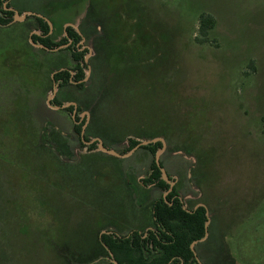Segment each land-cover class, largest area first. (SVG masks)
I'll list each match as a JSON object with an SVG mask.
<instances>
[{
	"label": "rangeland",
	"instance_id": "obj_1",
	"mask_svg": "<svg viewBox=\"0 0 264 264\" xmlns=\"http://www.w3.org/2000/svg\"><path fill=\"white\" fill-rule=\"evenodd\" d=\"M106 1L122 4L126 24L117 48H111L122 52L98 62V77L86 94L92 100L82 109L90 112L89 123L96 115L94 126L109 139L106 146L120 153L133 148L131 138L151 139L155 134L148 132H161L157 137L167 146L160 159L177 178L178 194L183 200L191 196L187 207L201 202L209 210V234L195 245L201 264H264V0ZM90 3L16 0L14 5L42 14L48 9L57 44L66 24L82 22ZM204 12L216 24L209 42L199 43ZM37 27L28 17L0 29V264H66L62 255L71 252L74 259H90L100 251L96 236L106 230H147L153 202L167 190L143 181L151 176L159 146L155 153L139 147L129 157L111 158L96 142H78L73 109L48 106L54 67L75 69L76 60L72 49L57 56L33 46L30 32ZM96 37L95 32L79 43L85 45V71L86 56L91 66L88 85L98 56ZM115 66L126 77L100 101L97 96L110 83L106 71ZM83 121L76 123L81 129ZM47 122L48 131L57 129L65 142L60 163H36L25 153L32 146L30 133L38 144ZM95 137L102 138L89 134L90 140ZM128 183L137 187L134 195L144 208ZM145 214L149 225L142 223ZM110 222L118 225L105 228Z\"/></svg>",
	"mask_w": 264,
	"mask_h": 264
},
{
	"label": "trees",
	"instance_id": "obj_2",
	"mask_svg": "<svg viewBox=\"0 0 264 264\" xmlns=\"http://www.w3.org/2000/svg\"><path fill=\"white\" fill-rule=\"evenodd\" d=\"M121 5V3L115 4V2L111 3L106 0H91L87 14L80 24V28L86 38H90L95 32L98 35L94 42V46L97 50L98 56L93 59V65L95 70L93 71L92 83L88 85V82L82 81L74 85L69 81L71 74L69 70H61L57 72L55 74L54 79H62V81L59 86L60 92L56 97L55 103L62 104L60 98H65L67 99V101H76L79 104V110H81L83 106L88 109V105H85V101H91L92 99L88 98L86 94L89 92L91 86L98 77V62L104 58L106 59V61L108 58H112L114 51L111 48H117V46H114V44L115 42H117L121 30L126 24L125 19L120 15L121 10H123V6ZM125 10L127 11V8ZM12 14V11L6 10L3 7V1L0 0V24L8 23L11 17L7 18L4 16H11ZM44 15L49 18H52L48 9L44 12ZM35 18L39 23L38 29H40L42 33L41 35L33 34V40L35 42L42 43L48 47L57 46L59 43L54 44L52 41V36L47 35L50 31L49 23L42 17ZM215 24L216 19L212 14L207 12L202 13L199 16L200 36H197L196 40L199 43L209 42L210 31L215 27ZM2 28L3 26H0V29ZM67 31L71 38H74L75 40H80V34L73 27H67ZM66 40L67 39L64 37L61 40V43L66 42ZM28 44L30 45V43ZM70 48L71 47L65 48L58 52H49L43 48H38V50L45 53H54L57 56H60L64 51L70 50ZM121 52L122 50L118 49L117 51H115L114 54L119 55ZM73 57L77 61V64L74 69V80L79 81L81 79H84L85 76L84 65H82L81 63L83 60V52L76 48L75 50H73ZM54 68L56 70L60 69L59 67ZM108 72L109 71L107 70L106 76H110V83L108 82L109 85L106 86L105 90L100 92L97 96L98 98L100 97V101H104L102 99L105 96L106 92L110 90V88H113L116 83L123 81V78L126 77L124 75L125 73L118 74L116 66L115 69H112V71H110L111 73ZM102 77H105V74H102ZM66 93H68V96L64 97V94ZM72 108L73 106L70 107V109ZM96 120L97 116L94 115L92 118V122H90L87 126L85 139H89V134L93 133L94 135L101 136L102 139L105 140L104 142L106 143V141L109 139L104 138L101 132L95 128L94 125L96 124ZM49 124L50 123L47 122L46 126H44V132L41 133L39 137V142L36 145H33V142H37L36 137L33 136L35 134H33L34 132L30 133V140L32 139V146H27V150L25 151V153L28 154L29 151L30 154H33L36 163L37 161L42 159H45V162L47 161V159L55 161L56 163L61 162L60 155L64 153L63 147H65V142H63V140L57 137L58 133L61 134L59 131H57V129H53L51 132L48 131ZM74 126L75 130L79 133L77 140L81 145H83V140L80 135V125H77L75 122ZM148 133L149 135L155 134L153 137H157V135H159L161 132ZM138 142V140H135L133 138L130 139L132 147L136 146ZM47 143H50V146ZM161 145V142H157L143 146L141 148L149 149L153 153H155L157 150V146L161 147ZM37 148H39L40 153L37 151ZM187 151L190 152V150ZM37 154L39 156H37ZM14 156L17 157L16 152ZM109 157L117 158L111 155H109ZM19 161L21 162V158L19 159ZM151 170V176L147 179H143V181L145 183H156V186L167 189L169 185L161 177V170L156 164L155 160L151 164ZM192 171L195 172L196 169H193ZM128 190L130 191L129 193L132 195V197L135 193L138 192L137 187H131L129 183ZM175 194L176 190L169 194L167 201L161 195L153 202V222L151 225L153 226V228H151L150 230L140 232V230L136 228H130V230L132 231V233L130 234H123L121 232H119V234H116L115 232L103 233L101 237L96 236L97 243L100 248L98 255H94L92 258L86 260L82 258H76V260L74 259V256H71V254H73V252H71L70 254H63L62 259L65 261L66 264H68L67 260L71 261V264H74V260L77 261L76 264H81L83 262H85L86 264H105L106 259H104L105 255L103 254L109 255L108 250H110L119 264H176L182 262L185 264H193L194 262L197 263L194 251L191 248V244L194 241L203 238L205 235V222L208 219L206 208L204 206H199L195 210L193 208H187L191 210L189 211L184 208L183 202H181V200L178 198H175L173 200V203L170 204V202L172 201V197ZM139 206L144 208L143 204ZM145 218L146 220L142 221V223H148L149 225L150 222L148 218L150 217L145 214ZM134 224L135 223H128V225ZM109 225L117 226L118 224H112L110 222L108 225L104 226H106L105 228H107ZM217 263L222 264L224 263V261L221 260ZM107 264L114 263L111 260H107Z\"/></svg>",
	"mask_w": 264,
	"mask_h": 264
},
{
	"label": "flooded vegetation",
	"instance_id": "obj_3",
	"mask_svg": "<svg viewBox=\"0 0 264 264\" xmlns=\"http://www.w3.org/2000/svg\"><path fill=\"white\" fill-rule=\"evenodd\" d=\"M3 1V7L6 9V10H10V11H12L13 12V14L11 15V16H4V17H7V18H9V17H11L10 18V20H9V22L8 23H6V24H0V26H12L13 24H15V23H18V22H23V20L24 19H26V18H30V17H41V16H38L37 14H41L42 15V18H44L45 20H46V18H48L50 21H51V18H49V17H47V16H45L44 14H42V13H39V12H35L36 14H31V15H27L24 19H22V20H18L17 18H16V12H18V14L20 15V16H22L25 12H27V11H30V10H23V9H21L20 7H17L16 5H14L15 4V1L16 0H2ZM14 2V3H13ZM36 19V18H35ZM47 22H48V20H46ZM52 22V21H51ZM49 23V22H48ZM81 24V23H80ZM80 24L79 25H73L72 23H69V24H66V26H65V29H64V32H63V36H62V38H61V40L65 37L67 40H66V42H64V43H61V40L59 41V44L57 45V46H54V47H48V48H50V49H54V48H58V50H47V49H45V48H43V47H38V48H43V49H45V50H47V51H51V52H58V51H60V50H62V49H65V48H69V47H71L70 49H72V50H75L76 48L77 49H79L80 51L81 50H83V47L85 46V45H79V43L82 41V42H84L87 38H86V36L83 34V32H82V30H81V28H80ZM49 26H50V24H49ZM69 26H71V27H73L79 34H80V36H81V38H80V40H75L74 38H71L70 36H69V33H68V31H67V27H69ZM75 26H78V29H79V31L75 28ZM38 27H39V23H38ZM38 27H37V29L36 30H34V31H32V32H30V38H32V36H33V34H39V35H41V31H40V29H38ZM37 32V33H36ZM32 34V35H31ZM53 34H54V30H53V23H52V29H51V27H50V31H49V33L47 34V35H51L52 37H53ZM84 39V40H83ZM30 40V39H29ZM53 41V40H52ZM35 42V41H34ZM31 43V42H30ZM38 43V42H37ZM32 44V43H31ZM42 44V43H41ZM66 44H68L67 46H64V47H60V46H63V45H66ZM33 45V44H32ZM44 45V44H43ZM34 46V45H33ZM46 46V45H45ZM75 47V48H74ZM88 51H89V53H91V50L88 48ZM89 59V58H88ZM88 61H86V58H85V64L87 65V69H91V66L87 63ZM76 64H77V61H76ZM61 70H69V69H65L64 67H61L59 70H56L53 74H54V76H52V79L54 80V83H57V81L58 80H56V79H54V77H55V74L57 73V72H59V71H61ZM70 71V78H69V81L71 82V83H74V85L75 84H78L79 82H82V81H86L85 80V78L87 77V71H85V68H84V72H85V76H84V79H81V80H79V81H77V80H73L74 79V77H75V70L74 69H71V70H69ZM90 73H91V70H90ZM89 77V76H88ZM60 81V80H59ZM61 81H62V79H61ZM60 83H58V90H57V92H56V94H55V97L53 98V100H52V103L54 104V105H56L57 103H55L56 102V97L58 96V94H59V92H60ZM68 102H75V103H77L76 101H74V100H69V101H67L66 103H68ZM65 103V104H66ZM57 105H63V104H57ZM71 106H73V112H72V116L74 115V109H75V106L73 105V104H70L69 105V108H67V107H65V108H60V109H58V110H69L70 109V107ZM78 111H83V109L81 108V110H79V104L77 103V111H76V114H75V118H74V121L76 122V123H80V122H82L83 121V119H84V117H80L79 118V120H76V115H77V112ZM84 112V111H83ZM83 112H81V114L83 113ZM84 116H85V119H84V124H85V122H86V119H87V114H84ZM84 124L82 125V129H83V126H84ZM89 124V123H88ZM88 124H87V126H88ZM87 126H86V128H85V132H84V135H82V129H81V133H80V135H81V137H82V140H83V144H86L85 142H84V140L85 141H91V140H93V138L90 140V139H85V133H86V129H87ZM95 138H97V137H95ZM102 139V138H101ZM94 142H96L97 144H98V141L97 140H95ZM158 142H161V141H158ZM93 143V142H92ZM103 143H104V145L106 146V143L103 141ZM139 143V142H138ZM157 143V142H156ZM162 143V142H161ZM47 144H49V143H47ZM91 144V143H90ZM90 144H86V145H90ZM153 144V143H152ZM144 146H146V145H144ZM135 147V146H134ZM141 147H143V146H141ZM161 147H162V145H161ZM160 147V148H161ZM96 148H98V145H97V147ZM110 148V147H109ZM117 158H119V157H117ZM161 160V159H160ZM155 161H156V159H155ZM157 164V163H156ZM161 164H162V162H161ZM163 166V165H162ZM161 177H162V172H161ZM168 177H169V179L171 180V181H174L175 183H174V186H173V189H172V191L171 192H169L167 195H169L170 193H172L174 190H176V194L172 197V201L170 202V204H172L173 203V200L175 199V198H178V199H180L181 200V202H183V204H184V208H193L194 210L195 209H197L199 206H201V205H199V204H205V203H201V202H196L195 204H193V206L192 205H188V207H187V205H186V203H192L193 202V200H191V196H187V197H185V200H183V198L178 194V191H177V178H171L169 175H168ZM163 178V177H162ZM164 179V178H163ZM165 180V179H164ZM166 181V180H165ZM167 182V181H166ZM168 183V182H167ZM153 184V183H152ZM155 184V183H154ZM168 188H167V190L166 191H168V189L170 188V184L168 183ZM131 186V185H130ZM132 187V186H131ZM165 194V193H164ZM166 195V196H167ZM163 196V198L167 201V198L168 197H164V195H162ZM137 198H138V202H139V205H141L142 204V201H141V199H140V197H138V196H136ZM135 197V198H136ZM206 205V204H205ZM205 207V206H204ZM206 213H207V209H208V207H207V205H206ZM187 210H189V209H187ZM189 211H191V210H189ZM208 212H209V210H208ZM208 217V216H207ZM151 228H153L152 226H149V227H147V230L146 231H148V230H150ZM112 232H115L116 234H119V232H117V231H112V230H106V232H104V233H112ZM101 237V236H100ZM199 243V242H198ZM109 251V255H108V257H104V259H106V260H111V257H110V250H108ZM196 251V250H195ZM194 255H195V258H196V262L198 263V264H200V259H199V257L197 256V253L195 254L194 253ZM115 259V258H114ZM185 264V263H184Z\"/></svg>",
	"mask_w": 264,
	"mask_h": 264
},
{
	"label": "water",
	"instance_id": "obj_4",
	"mask_svg": "<svg viewBox=\"0 0 264 264\" xmlns=\"http://www.w3.org/2000/svg\"><path fill=\"white\" fill-rule=\"evenodd\" d=\"M31 14H36V13H34V12H32V11H27V12H25L22 16H20V15L18 14V12H16V18H17L18 20H22V19H24L27 15H31ZM37 15L42 17L41 14H37ZM46 20H48V22H49V24H50V27H51V29H52V22H51L48 18H46ZM75 28L79 31L78 26H75ZM36 33H37V32H36ZM31 35H32V34H31ZM83 40H84V39H83ZM30 42H31L34 46H36V47H43V48H45V49H47V50H52V51H53V50H58V48L50 49V48H48L47 46H45V45H43V44H41V43L34 42V41L32 40V38H30ZM67 45H68V44L63 45V46H60V47H64V46H67ZM86 61H88V56H86ZM90 70H91V69L89 68L88 71H87V77L85 78V80H86V79L88 78V76L90 75ZM52 76H54V74H52ZM57 90H58V84H57V83H54V86H53V92H52V94H50V95L48 96V98H47V104H48V106L51 107V108H53V109H60V108H65V107L69 106L70 104H73V105L75 106L73 118H75V114H76V111H77V103H75V102H68V103L63 104V105H54V104L52 103V100H53V98L55 97V94H56ZM84 114H87V119H86V122H85V124H84V126H83V129H82V135H84L85 128H86V126H87V124L89 123V120H90V112H89V111H84V112L81 114V117H84ZM95 140L98 141V144H97V145H98V148H97V150L102 151V152H104V153H106V154H109V155H111V156L119 157V158H126V157H129V156H130V155H131L136 149H138V148L141 147V146L149 145V144H152V143H156V142H158V141H161V142H162V147H161L160 149H158L155 158H156V163H157L158 167L160 168V170H161V172H162V177H163V178H164V179L170 184V188L168 189V191L165 192L164 197L166 198V195H167L169 192L172 191L175 182H174V181H171V180L169 179V177H168V173H167L166 169L162 166V164H161V160H160V158H161V154L163 153V151L166 149V146H167V143H166L165 138L158 136V137H154V138H151V139H138L139 143H138L135 147H133L130 151H128V152H126V153H120V152H118L117 150H115L114 148H109V147L105 146L104 143H103V140H102L101 138H98V137H97V138H94V139L91 140V141H85V140H84V142H85L86 144H90V143L94 142ZM199 205H201V206H205V207H206L205 204H199ZM207 216H208V219H207V221L205 222V230H206V232H205L204 237L201 238V239H199V240L194 241V242L191 244V248H192V250L194 251L195 254H196V251H195V245H196L198 242L204 241V240L207 238L208 234H209V232H208V226H209V223H210V218H209V212H208V209H207ZM105 232H106V231H105ZM110 257H111V261H112L114 264H119L118 261H117L116 259H114V255H113V253H112L111 251H110ZM200 264H201V263H200Z\"/></svg>",
	"mask_w": 264,
	"mask_h": 264
}]
</instances>
